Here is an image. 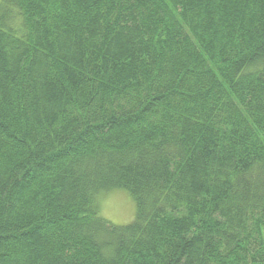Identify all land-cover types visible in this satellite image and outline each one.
Segmentation results:
<instances>
[{"label":"trees","instance_id":"1","mask_svg":"<svg viewBox=\"0 0 264 264\" xmlns=\"http://www.w3.org/2000/svg\"><path fill=\"white\" fill-rule=\"evenodd\" d=\"M0 264H264V0H0Z\"/></svg>","mask_w":264,"mask_h":264},{"label":"rangeland","instance_id":"2","mask_svg":"<svg viewBox=\"0 0 264 264\" xmlns=\"http://www.w3.org/2000/svg\"><path fill=\"white\" fill-rule=\"evenodd\" d=\"M100 214L115 224H128L136 216V203L130 192L116 188L99 195Z\"/></svg>","mask_w":264,"mask_h":264}]
</instances>
